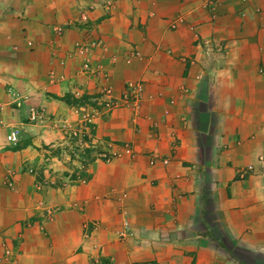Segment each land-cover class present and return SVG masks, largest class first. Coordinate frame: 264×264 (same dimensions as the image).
<instances>
[{"label":"crops","instance_id":"obj_1","mask_svg":"<svg viewBox=\"0 0 264 264\" xmlns=\"http://www.w3.org/2000/svg\"><path fill=\"white\" fill-rule=\"evenodd\" d=\"M0 104V264H264V0H0Z\"/></svg>","mask_w":264,"mask_h":264},{"label":"built area","instance_id":"obj_2","mask_svg":"<svg viewBox=\"0 0 264 264\" xmlns=\"http://www.w3.org/2000/svg\"><path fill=\"white\" fill-rule=\"evenodd\" d=\"M139 89H135V93L138 92ZM133 91V90H132ZM105 93H109V91L106 89L105 90ZM112 104V105H111ZM114 104H116V102L112 101V103L110 101H106L105 103V106L106 107H110V106H113ZM1 106V104H0ZM27 120L30 122V123H33V124H42L43 121L46 120V112L43 108H34V107H31L29 110H28V113H27ZM1 122V121H0ZM18 135H19V130L18 128L16 127H10L8 129V131L5 133L4 135V139L5 141L10 144V145H14L16 144L17 140H18Z\"/></svg>","mask_w":264,"mask_h":264},{"label":"rangeland","instance_id":"obj_3","mask_svg":"<svg viewBox=\"0 0 264 264\" xmlns=\"http://www.w3.org/2000/svg\"><path fill=\"white\" fill-rule=\"evenodd\" d=\"M22 99H24V98H26V96L24 95L23 97H21ZM111 103H112V100L110 101ZM112 105V104H111ZM84 107V106H83ZM77 111L79 110L80 112H81V117H82V119H81V117H80V119L81 120H83V121H87L88 119L89 120H91V116H93V118H95L96 117V115L98 114V112L96 111V110H94V111H91V109H86L85 108V110H87V111H85V110H80L79 108L78 109H76ZM55 117H57V122L56 123H59L60 121H64L65 119L62 117V115H59V116H55ZM43 125L45 124V125H47V123L46 122H43L42 123ZM88 148L91 150V160L93 159V157H96L97 159H101V160H106V157H104V159H103V157L98 153H96V148H95V146H88ZM41 149H43V147H41ZM80 149L81 148H79L78 147V150H73L72 152H71V155H72V160H76L75 162L77 163V167H80L81 166V164H83L84 165V163H86V162H89V161H91V160H86V159H83L81 156H80V153H81V151H80ZM78 152V153H77ZM77 153V154H76ZM53 154V153H52ZM63 154V153H62ZM83 159V160H82ZM71 162V161H70ZM67 164V166H69L68 165V163H66ZM37 169H35V171H36ZM36 173L38 174V172L36 171ZM46 182H48V181H46ZM41 183V185H46V184H44V182H40ZM50 183V182H49ZM37 184H38V182H37ZM51 184V183H50ZM39 185V184H38Z\"/></svg>","mask_w":264,"mask_h":264},{"label":"trees","instance_id":"obj_4","mask_svg":"<svg viewBox=\"0 0 264 264\" xmlns=\"http://www.w3.org/2000/svg\"><path fill=\"white\" fill-rule=\"evenodd\" d=\"M80 156L83 158V159H86V160H91V150L89 148H85L83 149V151L80 153ZM82 159V160H83Z\"/></svg>","mask_w":264,"mask_h":264},{"label":"clouds","instance_id":"obj_5","mask_svg":"<svg viewBox=\"0 0 264 264\" xmlns=\"http://www.w3.org/2000/svg\"><path fill=\"white\" fill-rule=\"evenodd\" d=\"M43 108V107H42Z\"/></svg>","mask_w":264,"mask_h":264}]
</instances>
